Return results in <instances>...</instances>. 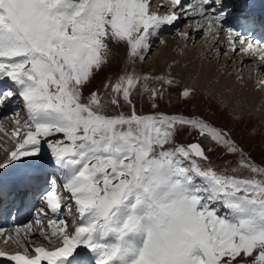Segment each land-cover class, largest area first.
<instances>
[{"label":"snow or ice","instance_id":"obj_1","mask_svg":"<svg viewBox=\"0 0 264 264\" xmlns=\"http://www.w3.org/2000/svg\"><path fill=\"white\" fill-rule=\"evenodd\" d=\"M151 3L0 0V81L10 82L0 105L15 97L26 114L22 123L13 112L10 133L0 121V146L11 145L0 170L51 168L66 194L62 203L50 181L34 222L5 239L23 249L0 250L10 264H264V154L255 161L198 114L138 113L144 97L160 107L177 83L171 75L132 67L95 83L121 49L129 65L145 62L152 38L182 16L216 43L223 33L232 53L264 61V43L224 26L252 22V5L168 0L160 15ZM178 98L188 103L196 93L185 87ZM186 134L198 140L182 143Z\"/></svg>","mask_w":264,"mask_h":264},{"label":"bare ground","instance_id":"obj_2","mask_svg":"<svg viewBox=\"0 0 264 264\" xmlns=\"http://www.w3.org/2000/svg\"><path fill=\"white\" fill-rule=\"evenodd\" d=\"M158 1H160L159 7L157 8L153 7L151 10L158 12V14L160 15H164L166 12H168L167 10L166 11L163 10L164 7L169 8L168 0H158ZM249 2L252 5L251 10L260 9L259 11L261 12L259 14H264V11H262V9H264V0H249ZM226 3L232 4L234 3V1L230 2V0H226ZM257 16H258V12L252 14L251 15V17L253 18L252 22L246 23L243 27H239L238 26L239 22L235 19L226 22L224 26L225 27L236 26V29L238 31L241 30L243 35L246 33H250L252 31H255L256 33L261 29V27H258L260 24L254 23V20L257 19ZM185 18L186 20L193 19L189 17H185ZM180 21L175 26H165L164 29L161 30L158 37L152 38L150 55L153 51H155L154 49L159 46L158 39L160 37L161 39L163 38L165 42L162 45L163 47L161 48L162 50L160 51V53L159 52H158L159 54L157 53L158 56L155 57L154 55H152L151 61L149 60L150 62L147 63L149 65V68H152L153 70L156 71H162L166 76L171 75V77L174 78L175 81H180L181 83L187 84V86L199 88L205 91L210 97H212L214 100H217V102H219L220 104H223L233 114L239 117H249L250 119H256V121H260V120L264 121V86H262L259 83L260 81H262V78L259 79L257 77L258 75L254 76V74L240 76L237 73L238 71L236 70L227 71L223 68L224 65H219L218 63H216L217 61L216 62L213 61L214 63L210 61L213 60L214 57H216L215 55L217 54H218L217 59L220 58L221 55L220 51L222 50V48H224V45L223 46L221 45L220 49L218 51L215 50L216 52L213 54V50L216 49L215 47L207 46V51L204 50L202 51L197 47L189 46L185 41H184L185 43H182L183 40L186 39L190 40V37L185 38L184 36L178 33L175 34L178 26H180L179 25ZM194 33L196 34L197 37L200 36L203 33V31L201 30L198 32L197 30H195ZM166 35L168 36L173 35L175 36V38H177V36L179 35L178 37L182 41L178 42L176 39H171V38L168 39ZM223 38H225L224 35ZM221 44H225V43H221ZM237 47L239 49V45H237ZM119 52L122 58L126 60V57L124 55V50L121 49L119 50ZM207 53L208 55L206 56ZM233 55H236V53H233ZM244 56L246 57L247 55L243 53V57ZM250 58H254V56H248L244 59V61ZM226 59L224 60L227 61ZM252 60H256V61L258 60L259 62H263L259 58V54L256 55L255 59ZM221 61L222 60H220L219 63ZM135 69L138 72L141 71L142 69H144V64L143 63L136 64ZM224 71L227 72L224 73ZM8 84H10L9 81L6 80L0 81V89H5ZM18 101L19 100L17 98L13 97L10 98L9 101H6L4 104L0 105V109H1L0 121H2L7 126L10 125L12 127L14 126L13 120H10L9 117L10 114L14 112L13 109L18 106L17 104L20 105L21 102L19 101L18 103ZM20 113L23 123V119L26 118V114L23 111H21ZM5 127L6 126H4V128ZM10 129L12 130V128ZM7 131L8 133L11 132L9 129H4V132ZM2 134L3 133H0V139L3 138ZM5 144H6V140L4 141V145ZM2 147L4 151L5 146L2 145ZM5 153L3 152V154H0V162H3V160L5 159ZM42 154L44 155V158L50 156V150L47 149L46 143H44L42 146ZM27 168H28L27 171H22L21 173L13 174V176L11 175V177H10V173L13 171L14 167L12 168L10 166L8 169H6L9 172V175L6 174V172L5 174H3L4 172H1L2 170H0V174H3L2 175L3 177L0 176V182H1L0 188L9 184L11 181H12L11 184H13V183H17V179L19 180L21 177L25 178L24 177L25 172L26 175L27 173L29 175H34L36 173H43V176H46L48 172L53 171V169L47 167L39 170L34 169L30 166H27ZM55 176L59 178V180H61L58 173H56ZM29 179L32 180L33 176H31ZM58 190L59 187L57 191ZM64 202H66L65 199L62 200V203ZM61 215L63 218L67 219L70 222L74 219V217L68 215L67 212H65L64 215L61 213ZM28 217L29 216H27L26 218ZM35 217L36 216L34 215V218ZM26 218H24L17 227H22L23 225H26ZM0 235L6 239L10 235L15 236V230H11L5 234L0 233ZM36 236L39 238L37 234ZM16 251L18 250L16 249L15 252ZM15 252L10 251L8 253L12 254ZM79 259L80 258L77 257V260Z\"/></svg>","mask_w":264,"mask_h":264},{"label":"rangeland","instance_id":"obj_3","mask_svg":"<svg viewBox=\"0 0 264 264\" xmlns=\"http://www.w3.org/2000/svg\"><path fill=\"white\" fill-rule=\"evenodd\" d=\"M159 2L158 0H152L151 3V9L153 7L157 8L159 7ZM169 8L164 7L163 10H167L168 11ZM182 20L186 21L182 25ZM189 20V21H188ZM186 20L185 17H181V21H180V26H178L176 33L175 34H179V33H183V32H187L189 33V35L187 37H190V40H180L179 39V35L177 36V38H175V36L173 35H166L171 39H176L178 42L182 43H187L189 46L191 47H197L200 50H204L207 51V46H211V47H215L216 49L213 50V54L216 52L215 50H219L221 45H224V48H222V51H220V58L217 59V55H215L216 57L210 58L213 60L210 61H217L216 63H218L219 65H224L223 68L227 71H238V75L240 76H245L248 74H254V76L258 75L257 77L259 79L262 78V80H264V61L263 62H259L258 60H252L255 59L256 56H254V58H250L248 60L244 59L248 56L251 55H247L246 57H243V53H240L239 51H237L236 55H233V53L229 50V45H228V41L226 38H223V33L221 34L222 37H220V41L219 43H216L211 36H205L204 33H202L200 36L196 37V34L194 33L196 30V24L193 22V19L190 20L188 19ZM194 29V30H193ZM192 33V35H191ZM163 39V38H162ZM160 40L161 37L158 39V47L155 48L151 55H149L146 59L145 62H143L144 64V69H142L139 72H143V73H149V74H157V75H165L162 71H156L153 70L152 68H149V65L147 64L148 62L151 61V57L152 55H154L155 57L158 56V54L160 53V51L162 50L161 48L163 47V44H160ZM209 40V41H208ZM185 41V42H184ZM221 43H225V44H221ZM207 44V45H205ZM161 45V46H160ZM160 47V49H159ZM159 52V53H158ZM227 52V55H225L224 53ZM158 53V54H157ZM208 55V53L206 54V56ZM227 58V59H226ZM224 59H226L227 61H225ZM150 60V61H149ZM222 60L220 63L219 61ZM214 63V62H213ZM226 63V64H225ZM227 65V66H226ZM130 67V68H129ZM132 67H136L135 66H131L127 63V61L122 58L121 54L119 51L114 53V57L112 58V63L110 64L109 67H106L103 71V73H101L95 83L99 84V82L104 78V76H108V77H113L114 74L116 73H123L125 70H130ZM150 69V70H149ZM156 71V72H154ZM227 71H224L227 72ZM138 72V71H137ZM165 72V71H164ZM166 76V75H165ZM177 83L172 86V89L170 92H166L164 99L160 102V107L157 109H151L148 104L145 102L147 100V97H144L143 99H138V102L136 103V108H137V112L138 113H142V114H149L152 112H158V111H164L166 113L169 114H173V113H182V114H186V115H200L203 118L207 119L209 122H211L212 124H214L215 126L218 127H222L224 130L230 131L232 134V137L245 149L246 153H251V156L253 157V159L257 162H259L261 160V155L264 154V121L260 120V121H256V119H250L249 117H239L235 114H233L229 109H227L223 104H220L219 102H217V100H214L212 97H210L205 91L199 89V88H194V87H190L187 86V84L181 83L180 81H176ZM156 87H159L158 84L155 85ZM166 88L168 86H165ZM188 87L190 89H193L196 93V98L194 101H190L188 103H185L182 99L178 98V93L180 91L183 90V88ZM85 95H87V92H85ZM19 103V101H18ZM18 105V106H17ZM16 108H14V111H23L22 110V104L20 103L17 104ZM17 109V110H15ZM1 110V109H0ZM11 113V112H9ZM12 114H10V120L12 117ZM4 124V123H3ZM4 126H6L4 129H9L10 131H12L10 128H14L15 125L12 127L7 126L6 124H4ZM9 127V128H8ZM8 133V131L6 132ZM3 136V134H2ZM55 138H59V137H54ZM179 140L182 143H192V142H196L198 140V137L195 134L192 135H183L181 137H179ZM47 145V144H46ZM3 146H5L4 151H0V154H3V152L5 153L6 151L10 150L11 145L9 144V142L6 140V144ZM2 147V146H0ZM46 159L48 157H45ZM212 161L213 164L216 165L219 163L218 158L215 154H212ZM13 168V167H12ZM23 167H14L13 171L10 173V177L11 175L13 176V174L16 173H21ZM26 171H27V166H25ZM20 171V172H19ZM1 172H4L3 174H8L9 172L7 170H2ZM3 174H0V176H2ZM54 174H56L54 172ZM3 177V176H2ZM61 180L58 184L61 185ZM60 187V186H59ZM60 191L62 192V188L60 187ZM62 200L65 199L66 201V194H64L62 192ZM65 212H67L65 210ZM64 212V213H65ZM63 213V212H62ZM35 218H33L32 216L26 218V224H28L29 222H34ZM70 222V221H69ZM44 224H47V217L44 219ZM34 236L33 238L38 242V243H42V241H40V238H38L36 236V234L38 235V233H36L35 231L33 232ZM0 246L4 247L3 250H6L7 252H15V250L17 249L18 251H23V249H18L16 248L15 245L12 244H5V238L3 236L0 235ZM14 248V249H13ZM80 258V257H78Z\"/></svg>","mask_w":264,"mask_h":264}]
</instances>
